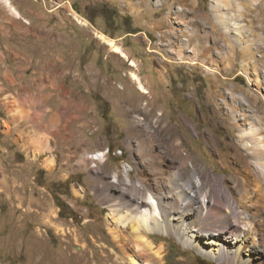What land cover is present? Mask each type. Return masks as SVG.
<instances>
[{"label": "rangeland", "instance_id": "1", "mask_svg": "<svg viewBox=\"0 0 264 264\" xmlns=\"http://www.w3.org/2000/svg\"><path fill=\"white\" fill-rule=\"evenodd\" d=\"M9 1L21 17L0 1V264H113L117 226L105 187L115 175L142 178L128 149L143 134L137 118L156 128L169 163L180 160L168 150L179 139L191 166L234 175L226 144L238 138V99L264 107V0ZM212 17L221 24L229 17L242 32L224 40ZM95 32L115 40L127 59ZM192 33L205 49L197 57L194 45H182ZM210 135L222 156L207 144ZM100 151L105 161L92 160ZM152 238L165 246V264H221L174 235ZM253 263L264 264V251Z\"/></svg>", "mask_w": 264, "mask_h": 264}, {"label": "bare ground", "instance_id": "2", "mask_svg": "<svg viewBox=\"0 0 264 264\" xmlns=\"http://www.w3.org/2000/svg\"><path fill=\"white\" fill-rule=\"evenodd\" d=\"M0 1L17 17H21L9 0ZM216 10L218 13L221 6L217 5ZM211 20L213 33H220L224 40V36L235 38L238 35L235 30L242 32L229 17L225 18L223 24L215 17ZM78 21L81 25L88 26L87 21L80 18ZM202 26L207 29L206 25ZM208 34L212 38L210 32ZM95 35L113 52L127 59L126 53L115 40L100 32H95ZM198 37L197 33H192L182 40L184 47L194 45L190 52L196 57L205 52L200 45H195ZM221 40V37H214L213 41L217 48L223 50ZM236 40L241 41L240 38ZM179 59H185V54ZM134 61L130 65L135 67ZM132 78L144 94H149L136 72H132ZM238 100L239 108L235 112L238 138L226 144L229 162L234 169V175L230 178L204 171L193 163L191 166L192 154L186 153L185 146L179 139V145L173 143L168 150L177 154L180 160L177 164L169 163L165 158L166 152L158 149L156 128L144 123L142 118L135 119L143 134L136 140V145L130 138L128 149L134 156V163L142 178L135 183L115 175L114 180L106 182L105 187V204L111 211V223L117 226L114 232L115 254L119 255L113 264H139L142 261L154 264V260L156 264H165V246L157 245L154 237L152 238L157 233L174 235L184 245L221 264H229L231 261L237 264H254L253 255L264 251V169L257 165L259 161L264 167V128L260 126L264 119L251 121L248 116V113H264V107L246 105ZM119 110L128 115L130 113L128 107L121 106ZM147 110L146 107L145 111ZM205 140L214 153L223 155L214 136H207ZM105 158L103 151L91 157L100 162H104ZM84 162L87 165L89 159ZM53 163V158L46 162L47 166H53ZM126 172L128 176V168ZM124 181L126 183L123 184ZM122 185L124 187L117 195L115 190L122 188ZM125 190L130 192V196H127ZM116 197L118 202H115ZM134 244L137 246L136 250H133ZM81 256L83 255L79 256V260L82 259ZM111 256L113 257L109 255Z\"/></svg>", "mask_w": 264, "mask_h": 264}, {"label": "trees", "instance_id": "3", "mask_svg": "<svg viewBox=\"0 0 264 264\" xmlns=\"http://www.w3.org/2000/svg\"><path fill=\"white\" fill-rule=\"evenodd\" d=\"M105 16H107V15L105 14ZM58 205L61 208V213L63 214V212L65 210V205L61 201H58ZM201 261H203V259H201Z\"/></svg>", "mask_w": 264, "mask_h": 264}]
</instances>
